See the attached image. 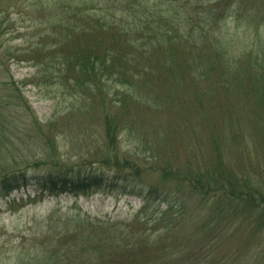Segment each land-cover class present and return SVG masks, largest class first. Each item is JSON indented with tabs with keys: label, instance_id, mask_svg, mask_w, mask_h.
Instances as JSON below:
<instances>
[{
	"label": "rangeland",
	"instance_id": "obj_1",
	"mask_svg": "<svg viewBox=\"0 0 264 264\" xmlns=\"http://www.w3.org/2000/svg\"><path fill=\"white\" fill-rule=\"evenodd\" d=\"M72 1L0 0V28L3 31L0 38V45H3L0 46V110L9 115L8 121L5 114L1 115L5 125L0 128V174L24 169L27 165L29 168L36 166V171L51 169V165L69 167L80 160L94 158L91 155L97 152L93 144H96L95 137L101 139L98 131L104 129L106 113L108 119H122L127 125L129 117L133 128H124L118 135V147L109 151L104 149V153L109 157L118 155L122 161L129 152L132 154L129 159L141 168L142 176L138 178L141 186L170 184L175 187L171 190H177V194L185 199L190 198L192 204L188 206L189 211L182 214L159 215L160 221L147 223V219L166 209L163 200L155 198L157 192L148 202L138 194L116 191L57 196L40 192L35 185H30L15 190L9 197L0 198V264H147L141 263L138 257L135 260L131 245L112 240L114 233L122 231L131 237L133 245L136 240H148L151 234L156 236L166 232L168 243L188 245L187 254H194L200 244L205 255L210 251L217 259L215 248L209 249V238L215 234L222 242L221 254L229 257L226 264H235L234 261L239 264L238 260L249 264L244 263L243 253L250 244L247 234L252 225L242 220L233 224L226 214H222V218L212 225L216 231H204L202 225L206 213L215 205L218 196L206 202L208 196L196 191L193 183L183 179L182 175L202 170L217 174L232 170L250 176L264 175V104H256V94L252 92L248 77L253 69H264V21L259 20L264 13V0H252L247 8L257 23L249 20L247 14L246 20L238 22L228 18L220 25L222 33L232 38L226 44L232 59L229 56L228 61L225 55L226 62L219 65L198 54L197 65L206 68L212 64V67L207 69V74L195 77L201 74L198 70L191 72L187 57L181 56L178 75L172 84L173 94L178 96L176 100L171 103L161 101L155 106L126 100L127 109L115 99V89L110 83L108 91L97 92L81 101L79 94H73V89L60 88L54 79L43 76L48 73L37 74L39 66L29 59L35 43L47 36L46 32L52 31L54 17L63 12L62 3L65 8ZM76 1L84 2L78 7L87 6L88 12L100 7L95 6L100 0ZM192 12V9L182 11L185 23L182 27L172 25V36L193 30L197 35L200 29L190 28L198 21ZM190 14H193L192 18H189ZM187 17L190 20L187 21ZM198 34L196 40L200 42L204 36ZM97 36H89V40L76 37L70 45L67 46L68 41L62 46L63 52L69 53L74 47L89 48L91 44L101 49L108 40ZM176 48L179 50L180 45ZM59 56L62 57V52ZM159 67L154 64L153 79L162 89ZM239 70L244 76L234 80ZM62 80L66 81V77ZM74 102L75 105L82 102L84 106L76 114L71 109ZM81 127L93 131L94 135L77 136ZM31 128L41 129L46 139H53L54 143L49 144L45 138H32L37 132H31ZM112 160H109L110 164ZM94 165L100 166V162ZM166 165L180 171V179L160 177L158 170ZM198 202L205 205L203 211L200 205L197 206ZM164 223L168 224L166 231L160 228ZM141 230H145L148 237L145 234L138 237V234L133 240L132 236ZM251 240L255 246L263 245L264 227L256 231ZM67 244L71 249L78 246L81 251L77 255L72 249L65 262L63 259L49 260L56 247ZM241 245L244 246L234 252V248ZM238 255L242 257L238 259ZM34 258L37 261H31ZM213 263L205 258L200 264Z\"/></svg>",
	"mask_w": 264,
	"mask_h": 264
},
{
	"label": "trees",
	"instance_id": "obj_2",
	"mask_svg": "<svg viewBox=\"0 0 264 264\" xmlns=\"http://www.w3.org/2000/svg\"><path fill=\"white\" fill-rule=\"evenodd\" d=\"M79 4H84V2L73 0L70 5L66 4L65 8L69 7L70 9H65L64 2L62 3L63 12L57 13L54 17L51 24L52 31L46 32L48 35L44 38L41 37L35 43V48L31 49V52L29 51L31 53L29 59L34 60L35 65L39 66L37 74L48 73L43 76L54 79V83H58L60 88L68 86L73 89V94H79L81 101L97 92L98 94L103 93L114 87V97L124 109H127L124 103L126 100L138 105L148 104V106L158 105L161 101L171 103L176 100L178 96L177 93L173 94L172 84L178 75L177 70L181 56L187 57L191 72L198 70L201 74L195 77H201L208 73L207 69L210 70L212 64L209 67L207 65L206 68L197 65L195 61L198 54L211 58L219 65H224L222 62H226L225 55L228 61L229 56L233 57L230 52H227L226 45L232 41V38L222 33L220 28L222 22L228 18H235L240 22L246 20L247 14L249 20H254V16L247 9L252 4V0H100L95 4V6H100L97 7L99 9L92 12H88L87 6L78 7ZM189 9H192V13L196 14L198 20L190 28L200 29V31L197 30V35H195L196 30H193L191 32L182 31L177 36H172L171 26L177 24L182 27V24L185 23L181 17L182 11L185 12ZM192 15L190 14L189 18H192ZM186 19L190 20L188 17ZM259 20L260 22L264 21V13ZM256 21L255 19L254 22L257 23ZM198 32L204 36L200 42L196 40ZM2 36L3 31L0 28V38ZM89 36H97L101 39L105 37L110 43L107 42L101 49L91 44L89 48L74 47L68 51L69 53L63 52L62 46L66 42L69 41L68 46L73 43L76 37H86L89 40ZM203 44L205 47L202 46ZM177 45H180L181 49L178 50ZM61 52L62 57L59 56ZM154 64L160 66L162 89L153 79ZM241 72V70L237 71L238 76L234 80L243 78L244 75ZM252 72L248 74L251 79L250 86L252 92L256 94V104L261 105L264 104V69L261 71L253 69ZM65 77L66 81L62 80ZM34 82L38 83V81ZM109 83L111 87H109ZM138 96L142 100L139 101ZM75 103L71 108L75 112L73 114L80 112L79 108H84L82 102L80 105H75ZM2 114H5L6 121L9 118L8 113L0 112V128H4L5 125L1 118ZM103 117L104 129L100 133L98 131L101 139L95 137L96 144H93L97 152V154L91 155L94 158H82L83 160L69 167L56 168L51 165V169H37L38 171H36V166L29 168L27 165L24 169L1 173L0 198L9 197L15 190L30 185H35L40 192H49L53 195L63 193L76 195L102 191L105 193L114 191L134 193L145 197L148 202L157 192L155 198L163 200L166 209L161 210V214L158 212L147 219V223L160 221L159 215L164 217L167 213L173 212L178 215L189 211L188 206L192 204L191 199L187 196V199L183 195L179 196L177 190H171L175 187H171L170 184L163 187L159 183L157 186H141L142 182H139L138 179L142 176L141 168L129 159L132 154L128 152L126 158L121 161L118 155L109 157L107 153H104L105 150H115V147H118L120 144L119 133L124 128L132 130L133 121L128 120L129 117H127L128 126L122 119H108L106 113ZM50 124L52 126V122ZM30 131L37 132L31 136L32 138L46 139L47 137L41 129L38 131L31 128ZM83 135L86 137L94 135V133L88 128L81 127L77 136ZM46 141L52 144L55 140L49 138ZM98 157L103 158L98 159ZM110 159H113L111 164L109 163ZM98 162H100V166L94 165ZM29 169L34 170L30 171ZM158 172L163 179L176 180L180 179L181 175L180 171L168 165L159 168ZM182 178L190 180L193 183V188L201 195L208 196L206 202H210L218 196V199L214 200L216 201L215 205L206 213V219L202 225L203 230L216 231L212 225L222 218V214H226L230 219L229 222L233 224L237 220H242L245 224L252 225V230L247 234V238L250 237L247 240L250 244L248 249L246 247L247 251L243 253L245 254L243 261L249 264H264V244L255 246L251 240V236L264 227V175L250 176L232 170L217 174L216 171L202 170L199 173L186 172ZM198 205H200L201 211L205 209V205L202 203L198 202ZM166 225L168 224L164 223L160 228L166 231ZM139 232L132 236L133 240L138 234V237L140 234L146 235L145 230ZM216 236L215 234L210 236L209 249L214 250L215 248V252L218 253L217 259L210 255V251L205 255L200 244L194 254H187L188 245L168 243L166 239L169 236L166 232L163 235L153 236L151 234L149 237L146 235L148 240H136L135 245H133L134 241L131 243V237L124 231L114 233L112 240L118 239V242L131 245L135 260L138 257L141 263L200 264L207 258L212 260L213 264H226L229 257L227 254H221L222 242ZM243 246L234 248L236 250L234 252ZM72 249L77 252V255L81 251L78 246ZM72 249L68 244L65 247H56L54 255L49 257V260L57 262L63 259L65 262L66 258L71 255ZM62 251L63 253H61ZM139 252L142 254H137ZM62 254L65 256L64 258H62ZM242 255H238L239 258H237L240 259ZM33 260L37 261L36 258L31 261ZM238 261L239 264H243L240 260ZM233 263L236 264L235 261Z\"/></svg>",
	"mask_w": 264,
	"mask_h": 264
}]
</instances>
